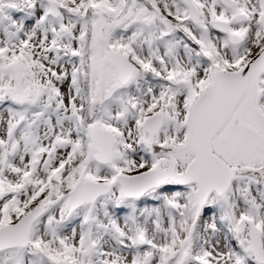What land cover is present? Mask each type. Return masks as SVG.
Segmentation results:
<instances>
[{"label": "snow or ice", "instance_id": "1", "mask_svg": "<svg viewBox=\"0 0 264 264\" xmlns=\"http://www.w3.org/2000/svg\"><path fill=\"white\" fill-rule=\"evenodd\" d=\"M0 264H264V0H0Z\"/></svg>", "mask_w": 264, "mask_h": 264}]
</instances>
